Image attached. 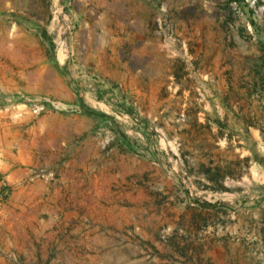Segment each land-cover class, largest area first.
Returning a JSON list of instances; mask_svg holds the SVG:
<instances>
[{
	"label": "rangeland",
	"instance_id": "1",
	"mask_svg": "<svg viewBox=\"0 0 264 264\" xmlns=\"http://www.w3.org/2000/svg\"><path fill=\"white\" fill-rule=\"evenodd\" d=\"M9 105L80 128L79 217L29 264H264V0H0Z\"/></svg>",
	"mask_w": 264,
	"mask_h": 264
},
{
	"label": "crops",
	"instance_id": "2",
	"mask_svg": "<svg viewBox=\"0 0 264 264\" xmlns=\"http://www.w3.org/2000/svg\"><path fill=\"white\" fill-rule=\"evenodd\" d=\"M58 93L60 101L76 102L70 90ZM6 108L0 113V244L29 264L39 258L35 254L43 258L55 239L61 248L66 228H74L79 217L65 206L74 199V167L81 160L74 142L80 128L73 116H32L13 105ZM35 169L53 172L55 178L32 181Z\"/></svg>",
	"mask_w": 264,
	"mask_h": 264
},
{
	"label": "built area",
	"instance_id": "3",
	"mask_svg": "<svg viewBox=\"0 0 264 264\" xmlns=\"http://www.w3.org/2000/svg\"><path fill=\"white\" fill-rule=\"evenodd\" d=\"M52 105L54 108L58 109V110H65L67 109V106L64 103H60V102H53L52 100L48 99L45 104L41 105V106H36L33 109L34 114L40 115L43 112L46 111V107ZM55 178V174L53 172H49L46 171L44 169H35L33 171V175L31 180L32 181H36V180H53ZM0 252H4L1 244H0ZM8 257L10 258H16L15 255H12L10 253L7 254Z\"/></svg>",
	"mask_w": 264,
	"mask_h": 264
},
{
	"label": "trees",
	"instance_id": "4",
	"mask_svg": "<svg viewBox=\"0 0 264 264\" xmlns=\"http://www.w3.org/2000/svg\"><path fill=\"white\" fill-rule=\"evenodd\" d=\"M78 106L81 108L82 111H85V112H90L89 109L87 108V106L84 104L83 100L81 98H79L78 100ZM225 177V176H224Z\"/></svg>",
	"mask_w": 264,
	"mask_h": 264
}]
</instances>
